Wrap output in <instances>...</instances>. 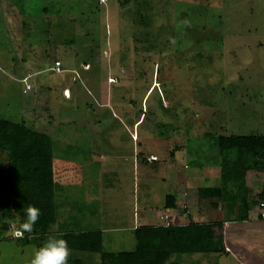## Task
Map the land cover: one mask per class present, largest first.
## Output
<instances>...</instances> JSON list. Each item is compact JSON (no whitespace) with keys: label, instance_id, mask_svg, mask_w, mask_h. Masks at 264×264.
Segmentation results:
<instances>
[{"label":"rangeland","instance_id":"374dc122","mask_svg":"<svg viewBox=\"0 0 264 264\" xmlns=\"http://www.w3.org/2000/svg\"><path fill=\"white\" fill-rule=\"evenodd\" d=\"M0 116L51 135L58 217L106 207L105 250L133 251L135 231H119L110 218L115 199L127 194L132 216L149 204L162 210L178 176L195 183V195L219 181L214 138L264 134V0H0ZM135 149L136 205L133 156L129 165ZM119 155L127 158L122 181L111 162ZM7 161L0 152V171ZM67 161L75 164L72 175ZM120 182L124 191L114 187ZM245 186L240 197L251 221L240 236L264 264V197ZM211 201L182 213L217 221ZM59 221L48 235L16 239L15 214L0 238V264H31L39 243L65 230ZM229 253L173 255L167 264H247ZM98 257L71 251L69 260L101 264Z\"/></svg>","mask_w":264,"mask_h":264},{"label":"trees","instance_id":"16d2710c","mask_svg":"<svg viewBox=\"0 0 264 264\" xmlns=\"http://www.w3.org/2000/svg\"><path fill=\"white\" fill-rule=\"evenodd\" d=\"M212 136V135H210ZM222 165V187H201V198L226 200L229 205L241 202L235 220L249 218V204L240 197L247 189L249 170H264V134L219 135L213 139ZM54 142L46 132L0 116V152L8 158L0 171V238L9 231L8 220L18 214L22 237L29 234L45 236L58 222V204L54 180ZM237 188V190H231ZM264 197V191L261 193ZM175 197H166V207H175ZM29 206L40 210L32 232L23 231ZM4 218L6 220H4ZM216 228L221 232H217ZM223 226L190 222L182 226L143 225L136 229L137 245L133 251H107L102 231L66 232L57 238L68 242L71 251L100 255L101 264H165L173 255L194 253H224ZM43 245L39 243L38 249ZM69 264H84L81 258H71Z\"/></svg>","mask_w":264,"mask_h":264},{"label":"crops","instance_id":"0c3cea01","mask_svg":"<svg viewBox=\"0 0 264 264\" xmlns=\"http://www.w3.org/2000/svg\"><path fill=\"white\" fill-rule=\"evenodd\" d=\"M119 140L122 139V136L118 137ZM119 146V144H118ZM136 148V145L134 146ZM133 155H130V163L129 165L132 166V156H133V168H134V174H133V180H134V193L132 192V190L129 192V195L132 196V193L134 194V203L136 205L137 202V150H133ZM130 153H132V150L130 151ZM156 156V155H153ZM219 158L215 161V165L213 166V172H217V170H219L218 173L219 174V181L217 183H211L210 185H201L198 188V192L195 195L196 192V185L194 186L195 183H189L190 181L186 178L182 179L178 176L177 178V183H169L171 186L170 188V192L167 193L165 195V198L168 195H173L175 197V207L169 208L166 207V201H164L163 204V209H155L153 208L150 204H149V218L147 217L148 215V210L146 211V208L148 205L144 206V209L142 210L143 213L141 214H137L135 213L134 216L130 215V208H129V202L127 201L128 198H126L127 194H125L124 196L121 195V197L119 198V202L118 199L114 200V209H112V217L110 214V218L112 221H115V223L118 225L119 227V231H136L137 228H139L140 226L143 225H150V226H160L159 224H153L152 220L154 219H159L160 221H162L164 224H161V226H182V225H187L189 224L188 221V214H184L183 209L185 208H190L193 207L195 208V206L197 204H199V200H203V199H211V198H201L199 195V189L201 187H222L223 186V181H222V165H221V157L218 156ZM56 158H54V180H55V189L58 192V188H57V184L56 180H57V174L59 173V170L57 168V163H56ZM113 160L111 162H113V165L115 167H119L118 171L115 172V174L119 175V179L117 178L118 181H122L124 180L123 178H121L122 176V172L124 171V167H126V162H127V158L125 155H119L116 156L114 158H112ZM151 162V161H150ZM74 162H70L67 161V166L65 167V173L67 172V174H71L69 169H75L74 166ZM62 166V165H61ZM211 172V171H210ZM264 172H259L256 170H249L246 174V183L248 185L249 188H252V184L253 186H257L260 184V181H264V179H261V175ZM121 175V176H120ZM66 178V175H65ZM129 182H131V179H129ZM209 184V183H208ZM264 184V183H263ZM115 189H119L120 191H122L123 189H125L127 186V184L125 183H115L114 184ZM149 185V184H147ZM130 186L132 187V184L130 183ZM104 189H111L113 187V183H104L103 184ZM130 187V188H131ZM259 190H257V192H263L264 191V187L262 188V190H260V186ZM231 189V187H229ZM62 190V189H61ZM124 191V190H123ZM255 193V192H254ZM166 200V199H165ZM211 204L213 206V208H215L214 210V215L216 217H218L216 220L217 221H210V222H204V221H199L198 219H196L195 217H192L191 215L189 216L190 220H193L194 223H198V224H202V223H213V224H221L223 226V230L222 232L226 231V239H224V243H225V247L226 250H228V252H234L236 254L237 257L241 258L243 261H245L247 264H258L259 261H257L254 257V246H250L247 243L243 244V238L240 233L246 228L249 229V227L247 226V224H249L248 222L251 221V214H249V219L247 220H232L235 219L237 216L234 218V212L236 210H240V203H238L237 205H229L227 204L226 200H224L223 198L220 199H211ZM106 202V200L104 201V203ZM131 202V199H130ZM119 204H121L120 206H118ZM106 208V207H105ZM104 208V213L102 211V208H98L93 209L91 211H87L84 212L81 216L71 219L70 214L69 216H67L66 219H63L62 217L59 216L60 220L62 223H64L65 226V230L61 231V233H66V232H82V231H96V230H100L102 231L103 234V244H104V235L106 233V226L105 225V219L106 216L103 215L106 213V209ZM192 211V210H191ZM185 212V211H184ZM195 212V211H193ZM239 213V212H238ZM67 214V215H68ZM193 214V213H192ZM201 215L202 217V213H198ZM221 217V219H220ZM147 218V219H146ZM58 219V222L56 224V226L60 225V221ZM146 219V220H145ZM71 220L75 221L73 223H71ZM147 220H149V222H147ZM255 220V219H254ZM99 221V222H97ZM258 221V218L255 220ZM259 222V221H258ZM233 229V230H232ZM217 232L218 228H216ZM8 232V231H7ZM16 232V231H15ZM234 233V234H233ZM16 239H21L23 237L17 238L14 237ZM243 242V243H242ZM137 245V243H136ZM247 247V248H245ZM105 248V247H104ZM229 253V254H230ZM87 254H91V255H87ZM196 254V253H194ZM204 254H211V253H197L194 256H198V255H204ZM214 254V253H213ZM216 254H220V253H216ZM224 254V253H222ZM99 255V254H98ZM98 255H95L94 253H86V257L87 256H93L95 258V261L98 262ZM185 255V254H183ZM183 255H175V257H180ZM85 256V255H84ZM100 256V255H99ZM187 256H192V255H187ZM193 256V257H194ZM257 258V256H256ZM241 260V261H242ZM196 261V260H194ZM84 262H86V260L84 259ZM168 261L165 263L167 264Z\"/></svg>","mask_w":264,"mask_h":264},{"label":"clouds","instance_id":"9594fccd","mask_svg":"<svg viewBox=\"0 0 264 264\" xmlns=\"http://www.w3.org/2000/svg\"><path fill=\"white\" fill-rule=\"evenodd\" d=\"M188 23V21H184ZM27 219L22 225L23 231L32 232L39 220L40 210L29 206L26 210ZM71 249L64 239L50 238L42 247L34 252L31 264H68Z\"/></svg>","mask_w":264,"mask_h":264},{"label":"built area","instance_id":"2783aa9c","mask_svg":"<svg viewBox=\"0 0 264 264\" xmlns=\"http://www.w3.org/2000/svg\"><path fill=\"white\" fill-rule=\"evenodd\" d=\"M61 67H62V63H61L60 61H57V62L55 63V67L53 68V70L56 71L57 73H60V72L63 71ZM28 88H30L29 85H28ZM258 206H259V209L261 210V216L264 218V200H261V201L258 203ZM15 233H16L15 236H16L17 238H20V237L23 236L22 232L19 231V230H17Z\"/></svg>","mask_w":264,"mask_h":264}]
</instances>
